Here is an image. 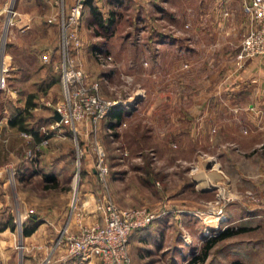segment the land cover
<instances>
[{
    "label": "rangeland",
    "instance_id": "1",
    "mask_svg": "<svg viewBox=\"0 0 264 264\" xmlns=\"http://www.w3.org/2000/svg\"><path fill=\"white\" fill-rule=\"evenodd\" d=\"M91 1L105 18L113 11L114 22L108 30L101 27L85 4L80 30L86 53L79 64L89 80H100L102 97L131 106L130 113L111 131L108 114L97 125L75 119L54 132L53 140L67 141L74 154L70 175L57 186L18 177L19 155L38 161L41 152L34 158L35 147L24 140L32 137L21 132L24 139L17 138L16 131L1 123L0 264H50L48 253L61 227L53 229L54 241L42 246L23 233V225L30 226L35 214L51 223L62 215L84 218L86 193H94L97 202L102 199L93 168L96 142L107 156L109 193L118 206L147 208L159 214L156 220L173 218L169 249L153 264H186L217 236L204 264H264V92L228 99L220 93L235 86L233 76L250 60L243 64L240 58L251 23L245 3L120 0L117 7L115 0ZM77 2L55 0L48 8L33 4L55 26L50 36L21 40L8 34L18 3L8 4L11 13L0 47L6 49L11 39L19 42L12 61L34 81H9L6 90L34 92L40 105L51 100V108L65 100L61 82L50 88L48 79L36 76L40 61L33 60L31 49L38 41L62 43L61 15L70 16ZM61 63L59 56L60 74ZM225 233L230 235L221 237ZM174 244L188 250L179 263L172 262Z\"/></svg>",
    "mask_w": 264,
    "mask_h": 264
},
{
    "label": "crops",
    "instance_id": "2",
    "mask_svg": "<svg viewBox=\"0 0 264 264\" xmlns=\"http://www.w3.org/2000/svg\"><path fill=\"white\" fill-rule=\"evenodd\" d=\"M13 0H0V35H2V30L5 28L7 16H10L11 10H8V4ZM16 1V0H14ZM55 0H17L18 7H17V16L14 19V22L9 25L8 27V34L10 36H18L20 38H28L31 35H41L44 33L52 34V27L55 26L48 22V15L45 13L44 15H39L35 12L33 4L42 3L44 8L50 7L49 4L54 3ZM235 0H228L226 3L231 5L232 2ZM243 4L249 0H240ZM47 17V18H44ZM13 26L12 28H10ZM250 25H248L249 29ZM59 29V28H58ZM84 31V29H83ZM81 30V36L83 34ZM8 35V36H9ZM13 38V37H12ZM83 38V37H82ZM53 43H40L37 42L36 46L31 49L34 54L33 60L37 63L40 61V67H38L34 73L39 78H43L42 80H47L48 83L51 84L50 88H53L57 82L62 83V89L64 93V86L61 78V74L59 71V64L58 59L60 56L61 60V71L63 66L64 54L62 49V43L55 45ZM25 47H27V43L25 42ZM20 44L16 40H10L6 49H3V56L5 59V64L10 68V77L9 81L10 84L13 82L18 83H31L33 82L32 74L25 73V71L20 66H16L13 63L12 59V51L19 47ZM2 48V47H0ZM85 48L81 47L78 50V57L79 60H84V51ZM88 50V49H87ZM76 52V51H75ZM94 53V51L92 52ZM48 64V65H47ZM83 64V62H82ZM85 64V63H84ZM232 85L233 88L231 90H226L227 94L224 92H220L223 96L227 95L228 98H238V97H248V96H259L264 91V55L256 56L250 59L247 64L244 66L242 70H239L232 78ZM36 82V81H35ZM34 82V83H35ZM225 88V87H224ZM7 91V92H6ZM257 93V94H256ZM20 94V95H19ZM27 93L22 90H2L0 91V115L2 116L3 126L9 128L10 130L16 131L17 138H22L21 132H27L32 134V139L27 140L32 147H35L39 144L44 138L49 137V140L45 144L40 145V154L38 157V161H34L29 159L28 157L23 158L21 154L20 162L18 163V167L15 169L18 171V177L23 179L24 177H31V178H40L44 181V183L48 186L49 182L53 181V185L57 186L59 182L63 178L69 176L70 168L74 160L73 150L70 149V146L67 144V141L63 140H53L54 137L52 136L55 132L51 130V132L44 133L42 131V127H48L50 124L55 120L54 114L55 108H51V100L48 98L42 102L43 105L38 103V97L36 98V106L34 107L35 118L32 119L27 117L29 120V128L33 131L39 133L40 139H37L31 131H25L22 129H18V127L11 125L10 118L12 115L17 114L20 111H23L26 108L27 104ZM7 101L11 104L8 105ZM123 106V114L119 118L122 121L123 117L129 114L131 106L122 105ZM53 115V117H52ZM50 118V119H49ZM49 119V120H48ZM111 121V120H110ZM117 124L119 122H115ZM114 124L111 125L109 122V128L111 131V127H114ZM83 124L81 123L80 126ZM68 128L67 125L64 126L63 129ZM8 150H10L7 147ZM58 151V153H55ZM95 172V171H94ZM96 173V172H95ZM55 183V184H54ZM50 187V186H49ZM89 197V203L86 206L85 211L87 215L84 218H78L73 215L71 219L64 218L63 215L61 219H56L51 223L49 220L47 221H39L36 229L31 233L30 236L34 242V244H42V246H46L54 241V231L57 226L61 228L66 224H69V227L72 231H78L80 228V222L95 224L97 222H101V218L99 217V211L97 210L96 206V198L94 193H86ZM36 215V214H35ZM39 217V216H38ZM83 217V215H82ZM50 224L52 226H50ZM174 224L173 218L171 215H164L158 218L157 220L153 221L149 226L145 228H141L136 230L130 239V252L133 258V262L136 264H153L155 260H163V253L169 249L168 247V240H169V233L170 227ZM182 244H174V251L172 257V262L179 263L181 257H183V252L188 251L185 250ZM65 251L64 248L58 249L53 258V264H100V260L97 257H92L90 260L81 261L80 258H71L69 260L64 259ZM193 253L191 254V257ZM188 259V258H187ZM186 262V261H185ZM188 262V261H187ZM186 262V263H187Z\"/></svg>",
    "mask_w": 264,
    "mask_h": 264
},
{
    "label": "built area",
    "instance_id": "3",
    "mask_svg": "<svg viewBox=\"0 0 264 264\" xmlns=\"http://www.w3.org/2000/svg\"><path fill=\"white\" fill-rule=\"evenodd\" d=\"M86 0H78L70 16L61 15L62 49L64 54L61 78L64 86V101L56 106L61 120H54L50 126L42 127L44 133L62 132L68 121L86 120L97 125L102 118L110 114L112 108L119 106V100H107L100 94V80H89L79 64L78 50L82 47L81 14ZM245 9L250 14L251 23L241 42V62L264 55V0H249ZM15 13V12H14ZM13 23L12 17L8 25ZM76 51V52H75ZM101 57V52H96ZM245 61V62H244ZM10 68L5 64L3 49L0 48V90H6L9 84ZM3 120L0 121V127ZM53 134V131L51 132ZM26 136H32L23 132ZM44 138L34 148L32 156L37 158L40 145L47 143ZM94 171L101 184L103 197L96 203L101 222L89 224L80 222L78 231H72L69 224L58 230V235L50 247L48 263L53 264L55 252L64 248V259L80 258L81 261L97 257L100 264H134L130 252L132 234L149 226L159 214L144 207H120L109 193L110 165L99 142L95 145ZM15 172V171H14ZM13 172V173H14ZM80 214V213H78ZM52 257V260H51Z\"/></svg>",
    "mask_w": 264,
    "mask_h": 264
},
{
    "label": "trees",
    "instance_id": "4",
    "mask_svg": "<svg viewBox=\"0 0 264 264\" xmlns=\"http://www.w3.org/2000/svg\"><path fill=\"white\" fill-rule=\"evenodd\" d=\"M114 5H120V0H115L113 1ZM86 6H90L92 14L96 17V22L98 24H100L101 27L105 28L106 30H108V28L111 26V24L114 22V16L112 15L114 12L112 11L111 15L108 18H105L103 16V12L102 10L97 7L91 0H86ZM95 22V21H94ZM103 48H101L102 50ZM47 85H50V83H48ZM37 94L32 92L30 94H28L27 97V104H26V108L23 111L18 112L15 115H12L10 118V123L13 126L18 127V129H22L25 131H31L33 133V135L37 138L40 139V137L38 136L39 133L36 131H32L28 126H29V119L35 118V112H34V107L36 106L37 102H36V98H37ZM54 114V112H53ZM123 114V106L119 105L116 106L114 108H112L111 112H110V116H109V121L112 124H114V120L115 122H120V117ZM29 117V119L27 118ZM53 117V115H52ZM50 119V118H49ZM48 119V120H49ZM32 223L29 226L28 224L23 225V233L25 235H30L31 233H33V231L36 229L37 225L39 224V217L32 215V217L30 218ZM244 230V229H241ZM222 235V234H221ZM227 235H230V233L228 234H223L221 237H225ZM220 236V235H219ZM218 237V236H217ZM213 238L212 240H210L209 242L206 243V245L204 246L202 252L200 254H195L193 255L186 264H204L205 261L207 260L208 256H209V251L210 249L214 246V244L219 240V238ZM232 264H241V262L239 260H235L232 262Z\"/></svg>",
    "mask_w": 264,
    "mask_h": 264
},
{
    "label": "water",
    "instance_id": "5",
    "mask_svg": "<svg viewBox=\"0 0 264 264\" xmlns=\"http://www.w3.org/2000/svg\"><path fill=\"white\" fill-rule=\"evenodd\" d=\"M54 119L58 121L62 119L61 114L57 110H55Z\"/></svg>",
    "mask_w": 264,
    "mask_h": 264
}]
</instances>
